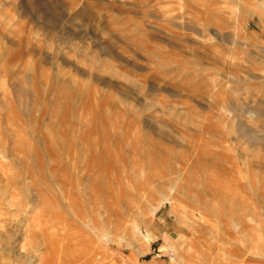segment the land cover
Returning a JSON list of instances; mask_svg holds the SVG:
<instances>
[{"label":"rangeland","instance_id":"374dc122","mask_svg":"<svg viewBox=\"0 0 264 264\" xmlns=\"http://www.w3.org/2000/svg\"><path fill=\"white\" fill-rule=\"evenodd\" d=\"M240 125L263 0H0V264H264Z\"/></svg>","mask_w":264,"mask_h":264},{"label":"bare ground","instance_id":"6f19581e","mask_svg":"<svg viewBox=\"0 0 264 264\" xmlns=\"http://www.w3.org/2000/svg\"><path fill=\"white\" fill-rule=\"evenodd\" d=\"M238 130L240 131V134L243 138L247 139L249 142L255 145H262L264 146V137H261L260 135L256 134L254 135L249 130H246L242 125L238 127ZM80 212V211H79ZM80 216V215H79ZM81 217V216H80ZM35 220H38V218H35ZM44 231V230H43ZM51 251V250H50ZM216 253V252H215ZM49 262V259L47 260Z\"/></svg>","mask_w":264,"mask_h":264},{"label":"crops","instance_id":"0c3cea01","mask_svg":"<svg viewBox=\"0 0 264 264\" xmlns=\"http://www.w3.org/2000/svg\"><path fill=\"white\" fill-rule=\"evenodd\" d=\"M264 1V0H263Z\"/></svg>","mask_w":264,"mask_h":264}]
</instances>
